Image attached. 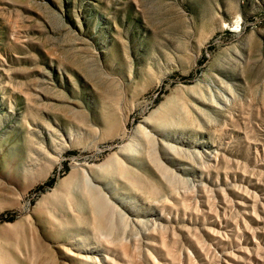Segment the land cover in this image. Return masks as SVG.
Segmentation results:
<instances>
[{
  "label": "rangeland",
  "instance_id": "374dc122",
  "mask_svg": "<svg viewBox=\"0 0 264 264\" xmlns=\"http://www.w3.org/2000/svg\"><path fill=\"white\" fill-rule=\"evenodd\" d=\"M0 264H264V0H0Z\"/></svg>",
  "mask_w": 264,
  "mask_h": 264
},
{
  "label": "bare ground",
  "instance_id": "6f19581e",
  "mask_svg": "<svg viewBox=\"0 0 264 264\" xmlns=\"http://www.w3.org/2000/svg\"><path fill=\"white\" fill-rule=\"evenodd\" d=\"M234 28H236V27H234ZM162 122H165V123H168L169 125L170 124H174V122L173 123H171L172 121H170V119L168 120V119H166V118H164V119H162L161 120ZM176 122V121H175ZM177 122H179V121H177ZM180 122H182V120H180ZM150 136H154V135H152V133H150L149 134ZM95 207H97V208H101V204H95ZM96 212H98V211H96ZM98 221H99V224H101V221L98 219ZM89 260V259H88Z\"/></svg>",
  "mask_w": 264,
  "mask_h": 264
}]
</instances>
